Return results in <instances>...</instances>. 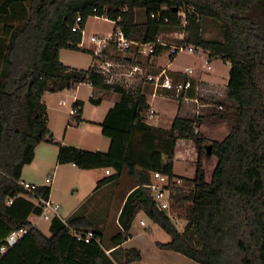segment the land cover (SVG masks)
Returning <instances> with one entry per match:
<instances>
[{
    "label": "trees",
    "instance_id": "16d2710c",
    "mask_svg": "<svg viewBox=\"0 0 264 264\" xmlns=\"http://www.w3.org/2000/svg\"><path fill=\"white\" fill-rule=\"evenodd\" d=\"M137 11H143L140 21ZM89 17L113 22L112 32L119 29L133 42L159 39L164 45L152 55L135 57L133 63L143 69L168 51L165 35L182 34L183 39L171 43L201 49L209 61L229 65L224 98L198 116H176L169 129L148 124L152 88L108 83L94 66L97 57L78 47L81 32L72 28L80 18L84 30ZM209 25L218 29L219 39L204 38ZM62 49L89 52L93 65L86 70L63 65ZM175 57L169 55L170 62ZM170 74L184 79L180 73ZM81 83L92 87L89 102L94 106L107 96L119 97L99 123L101 134L109 139L106 151L55 143L48 127L43 96ZM82 106L78 100L72 104L76 114L68 124L83 121ZM222 122L229 130L220 140H209L199 130L202 124ZM178 139L192 141L195 148L190 177L173 171ZM43 141L57 145L58 164L113 170L65 219L52 216L49 234L29 221V214L39 215L41 207L25 198L29 193L20 185L23 166L32 162ZM154 172L168 178L165 209L158 207L149 188ZM104 187L106 205L119 202L117 229L107 243L104 223H97L88 210L94 192ZM50 189L49 184L36 185L33 192L46 198ZM171 204L183 208L182 229L169 214ZM139 212L169 235L168 241H155L160 249L198 264H264V0H0V246L11 230L27 228L13 246L0 252V264H65L57 237L70 229L92 230L99 236L92 264L139 260L138 248L121 246L131 236Z\"/></svg>",
    "mask_w": 264,
    "mask_h": 264
},
{
    "label": "rangeland",
    "instance_id": "374dc122",
    "mask_svg": "<svg viewBox=\"0 0 264 264\" xmlns=\"http://www.w3.org/2000/svg\"><path fill=\"white\" fill-rule=\"evenodd\" d=\"M137 20L140 21L143 18V11H137ZM88 24H87V37H89L92 34H97L99 36L107 37L111 34L112 29L114 27V24L111 23V21L104 20L103 18L98 17H89L88 18ZM209 29L204 33L205 39H219L220 36L218 34V29L213 26L209 25ZM165 40L163 39V42H168L170 45H175L172 42V40H180V34L179 33H173L168 34L164 36ZM69 54L71 58L73 56L76 58L74 59L75 62H70L72 65H77L78 69L86 70L88 69L89 64L87 65L86 62L90 61L93 57L89 52L86 51H63ZM114 53V52H112ZM114 58V56H111ZM78 58V59H77ZM78 60V62H77ZM143 60V59H142ZM168 58V52H164L162 57L159 60V64L162 66H165L169 62ZM208 63L207 57L205 56L204 52L201 49H198L194 53L189 52H181L176 57L175 60H173L171 67H182V68H191L193 70V73L198 69H203L206 67V64ZM211 70L210 72L214 74L217 77V80L219 83H225L228 78V71H229V65L220 61L216 60L212 63H209ZM153 68H155V64L152 63L151 65ZM154 69H150V67H147L144 69L145 72L151 73ZM123 72H126L123 71ZM142 82V83H140ZM139 80H133L132 83L138 84L140 86H144L143 81ZM132 83H128L127 88L134 87ZM131 84V85H130ZM209 97L205 95L204 101H207L209 103L216 102L218 100H222L225 95V90L222 88L218 89H212ZM155 104V108L157 106L163 107L165 113L163 116H160V120H158V116H155L153 119H151L152 123L157 124L158 126H168V118L171 116L172 110L176 105V101L174 100H165V99H159V98H153L151 100ZM186 108V111H188V114L194 115V110L196 106L194 103L189 102L187 105H184ZM65 110H69L70 106L65 105ZM160 113V112H159ZM50 124L55 129V111L51 110L48 112ZM86 115L87 117H90L92 119H98L97 116V108H95L92 105H89L87 103L86 105ZM162 115V114H161ZM87 135H84L83 131L78 127L75 126V124L67 126V135L66 138L69 141V145L76 146L75 144L79 145L76 147L87 149V150H98V149H90L88 147V141L91 139L97 140L98 138L104 139V136L101 134V132H97V128L95 125H89ZM200 127V126H199ZM200 129V128H199ZM229 130V126L226 123H220L216 125H209L204 124L202 126V132L208 137L209 140H220ZM45 145V144H44ZM48 148L49 154H50V161L55 162L56 157L53 153V147L51 144ZM175 151H174V157H173V163H174V171L178 174H183V176L190 177L193 174L194 171V160L196 158V152L194 145L192 141L185 140V139H178L175 145ZM39 159V158H38ZM39 161V160H37ZM215 161L214 158H212L211 163ZM38 162H34L32 166L28 168V171L32 172L33 174L37 176H42L44 179L46 176L51 177L52 171L46 170V168H43L41 170L37 164ZM210 163V164H211ZM209 164V163H208ZM53 167V166H52ZM69 166H63L61 168L60 172H58L57 179L55 181V177L53 180V183L51 184V199L54 200L59 204V210L58 215L61 218H66L71 211L72 208H74L75 204L77 203V200L79 198H84L89 191H87L85 184L83 183V180H80L78 175L76 173H79L78 170H69ZM97 169V168H96ZM183 182H181L182 184ZM190 185L184 184L185 188H188ZM84 194V195H83ZM96 195V194H95ZM81 199V200H82ZM96 199V196L90 200L88 203V210L89 215L96 217L97 223L101 224L104 223V231H103V241L104 243H107L108 238L112 232H114L117 229L116 221L114 218L115 212L118 209L119 202H115L114 204H110L111 207H108L109 205L104 204L102 198L101 201L103 202H94ZM80 200V199H79ZM107 203V201H105ZM93 203V204H92ZM169 214L172 217V219L175 221L178 229H182L184 226L186 220L183 218L184 212L183 208L171 204L169 209ZM142 219L144 221V225L141 224L139 221ZM32 221L34 223H37L38 227L41 228L46 234H49V223L50 219H44L41 217H38L37 215H32ZM130 233L132 235V239L126 244L127 247H136L140 250L142 257L139 260H136L133 264H198L188 257L184 256L183 254H180L178 252H174L171 250H164L158 248L156 245V240L158 241H168L169 235L164 232L157 224L153 223L147 216H145L143 213H139L136 218L134 219L132 226L130 228ZM94 240V242L91 243H84L82 244L77 239L75 240L76 243L85 245L87 247H95L97 245V241Z\"/></svg>",
    "mask_w": 264,
    "mask_h": 264
},
{
    "label": "crops",
    "instance_id": "0c3cea01",
    "mask_svg": "<svg viewBox=\"0 0 264 264\" xmlns=\"http://www.w3.org/2000/svg\"><path fill=\"white\" fill-rule=\"evenodd\" d=\"M87 21H88V19H87ZM87 21H86L85 27H84L83 46H84V50L90 51L94 47L87 40V38H88L86 36L87 35L86 32H87V28H88L87 27V24H88ZM111 23L114 24L113 22H111ZM63 51H66V49H62L59 52V59L62 62V64L67 66V67L78 69V67H76L77 65H72L70 63V62H75L74 59H76V58L74 56H73V58H71L68 53L63 52ZM67 51H70V50H67ZM163 54H164V52L159 57L155 58L151 62V65H152V63L155 64V68H153L151 65L150 66L148 65V67H150V69H154V70H151V71L154 72V71L160 70V69H167V70L172 71V72H180V73L184 72L185 68H182V67L181 68L180 67H176V68L172 69L171 64H172L173 61H171V62L169 61L168 64H166L165 66L160 65L159 64V60H160V58L162 57ZM204 54L207 57V54L205 52H204ZM174 60H175V58H174ZM207 61H208V63L206 64V67L203 68V69H198L195 72V74L194 73L192 74V77H193V79L195 81V85L200 88V95H201L200 99L203 102L209 103L207 101H204L203 98H205V95H207V97H209L210 94H208V93H211L212 89L216 90L218 88H222L223 90H225V86L227 84L228 78H227L225 83H222V82L219 83L218 80H217V77L210 72L211 67L209 65V63H212L213 61H216V60L209 61L208 58H207ZM77 62H78V60H77ZM86 64L87 65L89 64L88 67L90 68L93 65V59H91L90 61H87ZM207 66L210 67L209 70H207ZM81 70H83V69H81ZM91 93H92V87L89 84H87V83H81V84L77 85L72 90H63V91H60V92H57V93H53V94L46 93L43 96V102L45 103V105L47 107V113L49 111H51V110L55 111V129L51 126L49 115H48V127L51 130V132H52L53 140H54L55 143L59 142V143H62V144H70L69 141H71V140H68L66 138V135H67V131L66 130H67V126L72 125V124H68V121L71 118L69 112H70L72 104L76 100L82 101V103H83L82 115H81V119L83 121L81 123L77 124V125L75 124V126L76 127L79 126V128L83 131L84 135H87L88 130H89V127H87V126H89V125H95L97 130H98L97 132H99V131L101 132V126L99 125V123L101 121H103L107 111L118 101L119 97H118V95L107 96L101 101V103L98 106H94V105L90 104V102H89V97H90ZM153 98L162 99L160 97H151L150 95L147 97V103L149 104L150 110L153 111L152 117L148 116L147 120H146V122L148 124H150V125H153V126H156V127H160V128H163V129H169L170 126H171L172 121L174 120V118L176 116H182L183 117V116L188 115V111H186V108L184 106V105H187L188 103L174 100V101H176V105H175V107L172 110L171 116L168 118V120H169V121H167L168 122V126H165V127L158 126L157 124L152 123L151 119H153L155 116H158V120H160L161 119L160 116H163L165 111H164L163 107L157 106L155 108V104L151 101ZM165 100H168V99H165ZM87 103H89V105H92L95 108H97L98 119H92L90 117H87V115H86V105H87ZM209 104H211V103H209ZM65 105L70 106L69 110H65V108H64ZM222 123H225V122H222ZM218 124H220V123H218ZM213 125H216V124H213ZM202 126H204V124H202L199 127L200 131H202ZM55 143L43 141V142H40L39 144H37V146L35 148V155H34V158H33L32 162L23 166L22 173H21V179H22V181L33 183V184H36V185L48 184L46 182V178L48 176H46L43 179L42 176L41 177L37 176V175L33 174L32 172L28 171V168L30 166H32V164L34 162H38L36 164L41 170H43V168H46L45 171H47V170L48 171L49 170L52 171V174H51L52 180H51L50 183H53L54 177H55V181H56L57 176H58V172H60V170H61V168H63V166H69L68 167V168H70L69 170H74V171L78 170L79 173H76V174L78 175L80 180H83V183L85 184V187H86L87 191H89V192L83 199L79 198L80 200L79 199L77 200V203L75 204L74 208H72L71 211L69 212V214H70L75 208L78 207V205L84 199H86L88 196H90L93 193V189H94V187L96 185V182L99 179H102V178L108 176V174L105 173V169L106 168L79 169L73 163L58 164L56 162V159H55L54 163L51 162L50 161V154H49V151H48L49 150L48 148H50L49 147L50 145H46V144H51L53 146L51 148H53V153H54V156L56 157L57 145ZM87 143H88L87 145H88V147L90 149H98L100 151H106L108 149V147H109V139L106 138V137H104V139L98 138L97 140L91 139ZM75 145L79 146L77 144H75ZM37 160H39V161H37ZM109 169H110V171L112 173L113 170L111 168H109ZM173 171H174V163H173ZM174 173L178 174L175 171H174ZM178 175H182L183 176V174H178ZM49 185L51 187V184H49ZM51 191L52 190L50 189V192H49V197L50 198H51ZM107 191H108V189L106 187H104V188L94 192V196H96V199L94 200L93 203H95V202L98 203V202H103L104 201L103 203L106 204L105 201H107V197H108ZM111 197L112 198H111L110 202L114 203V198L113 197H115V194L113 193L111 195ZM25 198L30 200L31 202H33L35 204L37 202L36 199L31 198L29 195H25ZM102 198H104L105 200L101 201ZM139 213H142V212H139ZM32 215H33V213L29 214L28 219H29V221L31 223H33L34 225H36L38 227L37 223H34V221H32ZM62 219H65V218H62ZM141 220L142 219H140V221ZM141 224L144 225V221ZM48 229H49V226H48ZM131 239H132V235L125 242H123L121 246L123 248H130V247H127L126 244ZM75 240L76 239L74 238L73 232H72L71 229L66 231V232L60 233L58 235V237H57V243H58L59 249H60V251L62 253L64 263L65 264H92L93 260H94V256H95V252H96L97 246H95V247L93 246V247L89 248V247H87L85 245H82V244H84V242L79 241L82 244H78V243L75 242ZM93 242H91V244ZM96 243L98 245L99 241H97ZM107 253H109V252L107 251ZM123 254L124 253L121 252V255L119 257L120 260H122V261H123ZM141 257H142V255H141ZM134 262L135 261L124 263V264H133ZM116 263L118 264L119 262H116Z\"/></svg>",
    "mask_w": 264,
    "mask_h": 264
},
{
    "label": "built area",
    "instance_id": "2783aa9c",
    "mask_svg": "<svg viewBox=\"0 0 264 264\" xmlns=\"http://www.w3.org/2000/svg\"><path fill=\"white\" fill-rule=\"evenodd\" d=\"M104 19V18H103ZM106 20V19H105ZM80 18L76 19V23L72 28V31L81 32V42L78 44L80 49L84 50L83 37L84 30H81L78 23ZM180 39H183V35L180 34ZM88 42L94 47L90 52L97 57L94 62L95 68L106 77L108 83H120L126 88L128 83H132L133 80L143 81V84H148L152 88L150 94L151 97H160L162 99L177 100L185 103L192 102L196 106L194 110V115L198 116L201 114V109L210 107L211 104L203 102L200 97V88L194 86V96L190 97L188 91L192 88V81H194L192 74L193 70L191 68H185L184 72L180 73V76L184 77L177 78L172 76L167 69L157 70L155 73L145 72L143 68L134 64L135 57L137 55L142 57H147L155 52V48L158 45H164L159 39L153 43H137L127 39L123 33L117 29L115 32L107 37L99 36L97 34H92L87 38ZM195 48L193 46L185 45H170L168 49L169 55H178L181 52L194 53ZM114 52V53H112ZM114 56L112 58L111 56ZM210 67L207 66V70ZM126 72H123L125 71ZM195 82V81H194ZM142 83V82H140ZM134 86L136 84L132 83ZM131 85V84H130ZM138 85V84H137ZM70 116L76 114L75 109H70ZM153 111L149 110V117H152ZM106 174H111L109 168L105 169ZM154 182L149 185V188L157 199V205L161 209H165L168 206L167 195L165 185L168 183V178L166 175L160 174L159 172L153 173ZM52 178L47 177L46 182H51ZM179 182V179H176ZM20 185L28 191L31 198L36 199V204L40 205L41 212L38 215L44 219H51L52 216L58 215L59 204L52 200L49 196L46 198L36 197L34 195L35 184L20 181ZM10 203V200L8 201ZM59 216V215H58ZM140 223H143L141 220ZM75 239L82 241L84 243H90L94 240L99 241V236L92 230L87 231H76L71 229ZM26 227H19L17 229L11 230L5 237L4 243L0 246V252H4L6 249L13 246L17 240L26 233Z\"/></svg>",
    "mask_w": 264,
    "mask_h": 264
},
{
    "label": "water",
    "instance_id": "95a60500",
    "mask_svg": "<svg viewBox=\"0 0 264 264\" xmlns=\"http://www.w3.org/2000/svg\"><path fill=\"white\" fill-rule=\"evenodd\" d=\"M205 149H206L207 153H209L210 152V144H206Z\"/></svg>",
    "mask_w": 264,
    "mask_h": 264
}]
</instances>
